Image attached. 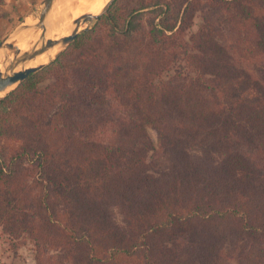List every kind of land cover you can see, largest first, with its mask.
<instances>
[{
  "label": "trees",
  "instance_id": "1",
  "mask_svg": "<svg viewBox=\"0 0 264 264\" xmlns=\"http://www.w3.org/2000/svg\"><path fill=\"white\" fill-rule=\"evenodd\" d=\"M225 29L264 57V0H116L0 102V228L36 264H264V84Z\"/></svg>",
  "mask_w": 264,
  "mask_h": 264
},
{
  "label": "rangeland",
  "instance_id": "2",
  "mask_svg": "<svg viewBox=\"0 0 264 264\" xmlns=\"http://www.w3.org/2000/svg\"><path fill=\"white\" fill-rule=\"evenodd\" d=\"M136 1L137 0H124L126 10H130V8L134 6ZM43 2L44 0H0V42L6 40L15 30H17L21 26L36 25L39 21ZM102 2L104 6L106 0H102ZM83 3L84 0H66L65 2L57 1L47 20V28L48 26L50 27L53 21H59L57 34H52V32H50L49 30L48 38L56 39L61 34H71V32L74 30L73 27H69L66 30H63V27L68 23V20H71L74 17L78 18L79 16L85 13H92L90 8H83ZM71 13H73L74 16ZM152 17H154L153 14L144 15V22L147 24L149 18ZM98 22L99 20L87 22L85 24L87 25L86 28H89V30H91L98 25ZM155 22H158V19ZM199 24L200 22L197 20L195 22L194 29H196ZM37 31H40L41 34L42 29L38 28ZM27 32L29 35L31 30ZM219 40L221 44L224 45L228 50L231 62L236 68L243 72L249 73L264 84V57L259 56L253 59L252 61H245L241 59L232 48L235 39L228 32L227 29H225L223 33L219 36ZM14 41L15 39L11 40L10 42L14 43ZM71 45L72 44L63 49L57 57H55V55L58 51L55 55L48 57L46 64L49 65L54 62ZM24 49L22 48L23 51L27 50V48L25 50ZM8 53L13 55L14 52L9 51ZM51 82H53L52 79L42 84V86H45ZM151 134L155 139L156 134L154 132H152ZM241 150L243 151L242 148ZM171 159V153L168 151L165 152L158 150L155 153H150V171L154 174H159L161 171L167 168V166L170 164ZM52 257L53 256H50L48 258L46 256V260L49 262ZM0 264H36L33 245L29 243L25 246L17 247V242L10 238L8 235H6L3 232L2 228H0ZM214 264H238V243L225 247L219 257L216 259Z\"/></svg>",
  "mask_w": 264,
  "mask_h": 264
},
{
  "label": "water",
  "instance_id": "3",
  "mask_svg": "<svg viewBox=\"0 0 264 264\" xmlns=\"http://www.w3.org/2000/svg\"><path fill=\"white\" fill-rule=\"evenodd\" d=\"M57 1L66 0H44L42 4V10L39 16V21L33 26H21L15 30L6 40L0 42V56L3 60L0 61V102L5 99L11 92H13L20 84H22L31 74L39 72L48 64L39 65L32 68H25L27 64L41 56L45 52L52 48L60 47V52L55 56L57 57L63 49L72 44L81 33L88 31L89 28L80 30L81 26L90 21H98L101 17L106 15L116 0H110L106 6L98 13L91 14L85 13L75 19L71 26H75L74 30L67 37L50 39L47 38V20L53 7ZM42 29V32L36 42L27 51H21L17 49L11 40L16 39L22 32L29 30ZM16 49V50H15ZM9 51H13V55L9 54ZM12 59L8 61L9 58ZM20 68L19 71H16Z\"/></svg>",
  "mask_w": 264,
  "mask_h": 264
},
{
  "label": "bare ground",
  "instance_id": "4",
  "mask_svg": "<svg viewBox=\"0 0 264 264\" xmlns=\"http://www.w3.org/2000/svg\"><path fill=\"white\" fill-rule=\"evenodd\" d=\"M110 0H106L104 6H103V2L102 0H84V3H83V8H90V10L92 11L91 14H98L105 6L106 4L109 2ZM99 10V11H98ZM86 11V10H85ZM73 16L74 14L71 13ZM77 19V17H74L73 19L71 20H68V23L63 27V30H66L67 28L69 27H75V26H71V22H73V20ZM61 22V21H60ZM58 25H59V21L58 20H55L53 21V23L50 25V27L48 26L47 28V38H48V35H49V30L50 32H52V34H57V28H58ZM87 25H82L80 30H83L84 28H86ZM70 35V34H69ZM67 33H64V34H61L59 35L58 38H63V37H67L69 36ZM40 36V31H37V30H31V32L29 33L28 35V32L25 31L23 32L20 36H18L15 41H14V45L15 47H17L19 50L23 51L22 48L24 49L25 46L27 48V50L29 48H31L34 44H36L38 38ZM56 38V39H58ZM25 48V49H26ZM24 49V50H25ZM26 50V51H27ZM61 48L60 47H55V48H52L50 49L49 51L45 52L44 54H42L41 56L37 57L35 60H33L32 62H30L29 64H27L25 66V68H32V67H36V66H39V65H43V64H46L47 60H48V57L50 56H53L60 52ZM56 54V55H57ZM55 55V56H56ZM12 59L9 58L8 61H10ZM3 60L2 56H0V61ZM20 68H18L16 71H19Z\"/></svg>",
  "mask_w": 264,
  "mask_h": 264
}]
</instances>
